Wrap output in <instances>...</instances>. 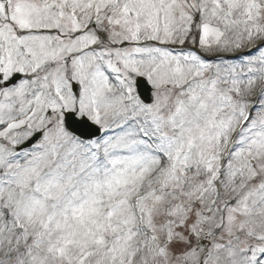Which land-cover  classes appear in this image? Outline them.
I'll return each instance as SVG.
<instances>
[{
  "label": "snow or ice",
  "instance_id": "1",
  "mask_svg": "<svg viewBox=\"0 0 264 264\" xmlns=\"http://www.w3.org/2000/svg\"><path fill=\"white\" fill-rule=\"evenodd\" d=\"M0 264H264V0H0Z\"/></svg>",
  "mask_w": 264,
  "mask_h": 264
}]
</instances>
